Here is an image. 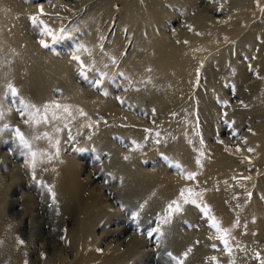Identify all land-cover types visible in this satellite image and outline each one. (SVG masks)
I'll use <instances>...</instances> for the list:
<instances>
[{
    "label": "rangeland",
    "instance_id": "rangeland-1",
    "mask_svg": "<svg viewBox=\"0 0 264 264\" xmlns=\"http://www.w3.org/2000/svg\"><path fill=\"white\" fill-rule=\"evenodd\" d=\"M177 226L264 259V0H0V264H180Z\"/></svg>",
    "mask_w": 264,
    "mask_h": 264
},
{
    "label": "bare ground",
    "instance_id": "bare-ground-1",
    "mask_svg": "<svg viewBox=\"0 0 264 264\" xmlns=\"http://www.w3.org/2000/svg\"><path fill=\"white\" fill-rule=\"evenodd\" d=\"M211 24V22H210V20H204V19H201V21H200V26L202 27V29L203 30H205V31H211L212 30V25H210ZM66 168V170H68V168L67 167H65ZM64 172H66V171H64ZM63 172V173H64ZM57 173V172H56ZM62 173V172H61ZM65 176H66V178H67V180H68V182L70 183V188H66L65 190L63 189V188H65V187H63L62 188V186H61V188H62V191H63V194H61L62 195V198H60L61 200H60V203H61V209L63 208V209H67V207L70 205V203L71 202H73L72 200H74L73 199V191H74V189H76L77 188V186H76V183H75V178H74V175H73V173H69V171H68V173H66L65 174ZM68 183V184H69ZM78 189V188H77ZM58 191V190H57ZM60 192V191H59ZM58 192V193H59ZM62 193V192H61ZM174 195V194H173ZM56 196H57V194H56ZM12 199V198H11ZM10 199V200H11ZM9 200V199H8ZM7 200V201H8ZM16 200V199H15ZM59 200V199H58ZM12 201V200H11ZM77 201H79V203L80 202H83V200L81 199V197H79V199L77 200ZM53 202V201H52ZM54 202H56V201H54ZM57 203V202H56ZM10 204H15L14 203V201H12ZM51 206V205H50ZM55 206H56V204H55ZM54 206V207H55ZM70 208V207H69ZM59 209V208H58ZM65 209V210H66ZM64 212V211H63ZM18 215V214H17ZM26 213L24 212L19 218L21 219V220H23V219H25V217H26ZM19 216V215H18ZM105 219V218H104ZM168 220H170V218H168ZM167 220V221H168ZM58 221H60V219H58ZM56 223V222H55ZM45 224H51L50 222H48V221H44L43 222V225H45ZM53 224V223H52ZM19 226V225H18ZM20 226H22V223L20 224ZM176 229L177 230H175L176 231V240H174V242H172L171 243V241L173 240V237L174 236H171V235H169L170 236V241L168 240V242H167V244L166 243H163L164 245V248L165 249H171L172 251L175 249V251H173V254L174 255H176L177 256V258H180V260L183 262V264H208V262H209V259L210 258H212V255L210 256H208V254H206L203 250H201V246L203 245H201V239L199 238V237H197V235H196V238H194V237H192L191 239V243L189 244V242H187L186 240H184L183 239V233H182V230H181V228L179 227V226H177L176 227ZM123 230V229H122ZM124 231V230H123ZM122 231V232H123ZM109 232V233H108ZM107 233H104V235L105 234H115L116 232H118L119 233V229H118V231H115V230H111V231H108ZM173 235V234H172ZM3 236V235H2ZM179 237V238H178ZM102 238V237H101ZM100 238V239H101ZM169 238V237H168ZM99 239V238H98ZM180 239V240H179ZM102 240V239H101ZM100 241V240H99ZM185 241V242H184ZM195 241L197 242V243H195ZM194 245V246H193ZM167 246V247H166ZM86 248V250H84L83 249V252L85 253L87 250L89 251V252H92V251H90V248H91V246H89L88 244H87V246L85 247ZM178 252V253H177ZM188 252H192L193 253V256H190V257H188V256H186L185 255V253H188ZM208 253V252H207ZM210 254V253H209ZM108 257V256H107ZM108 258H110V257H108ZM93 259V258H92ZM84 260H87V257H83L82 256V258H81V260L80 261H84ZM89 260V259H88ZM87 260V261H88ZM104 260V259H103ZM140 260V259H139ZM92 261H95V260H92ZM108 261H111V260H108ZM122 264V263H121Z\"/></svg>",
    "mask_w": 264,
    "mask_h": 264
},
{
    "label": "snow or ice",
    "instance_id": "snow-or-ice-1",
    "mask_svg": "<svg viewBox=\"0 0 264 264\" xmlns=\"http://www.w3.org/2000/svg\"><path fill=\"white\" fill-rule=\"evenodd\" d=\"M40 12L41 14L43 13V8L40 9ZM31 19V22L34 24V25H42L43 26V34L45 35H48L50 37L53 38V40L57 39L58 37L53 33V31L42 21L40 20V18L38 16H32L30 17ZM41 45L45 48H47L49 45L47 42H45L44 40H41L40 41ZM73 59L79 61L81 63V65L83 66V61L80 59L79 56H73ZM8 88L10 90V92L13 94V95H16L17 92H16V89H14L12 87V85H8ZM33 108H35V105L32 106ZM62 109L63 112L65 113H68L69 116H71V112L69 110V107L67 105H61L59 103H56V102H52V103H49V104H46L43 106V109H36L35 113L33 114V119L35 120V122L37 124H40V123H49V112L51 113V120H56V119H59L60 117L57 115V111L56 110H60ZM81 114L83 115V113L81 112ZM27 122V121H26ZM57 131H59V129H57ZM16 135L19 139V142L26 148H31V145L28 143V141L25 139V136L24 134L17 128L16 129ZM45 136H47V133H45ZM39 138V137H37ZM249 151H251V149H249ZM37 153L36 152H31V157H32V160H33V163H32V168L33 170L35 169V159L37 157ZM125 159H127V157H125ZM35 172L33 171V179H35ZM188 179H194V176L193 175H189L188 176ZM38 183H41L40 181H37ZM51 193H52V199L53 201H55V197H56V193L54 191H52L51 188L48 189ZM186 193L188 195H193V192L191 189H184L180 192V196L182 198H185V200H187V196H186ZM193 203H195V201L193 200L192 201ZM173 204L176 205V208L175 210L176 211H180V207H179V203L177 201H173ZM169 209L171 210L172 209V205L170 204L169 205ZM212 227L216 228L217 231H222L224 234L221 236V239L223 240V243L227 246L228 245V240L225 239V237L227 236V231L226 230H222L220 228V225H219V222L215 220V218H213V221H212ZM21 243H23V241H21ZM171 255V254H169ZM185 255H187V253H185ZM256 258L258 260H260V264H264V259H261L260 255L257 253V256ZM180 264H183V262L181 261Z\"/></svg>",
    "mask_w": 264,
    "mask_h": 264
}]
</instances>
